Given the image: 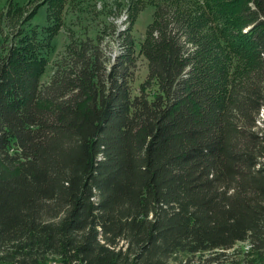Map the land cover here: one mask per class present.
<instances>
[{
  "label": "trees",
  "instance_id": "trees-1",
  "mask_svg": "<svg viewBox=\"0 0 264 264\" xmlns=\"http://www.w3.org/2000/svg\"><path fill=\"white\" fill-rule=\"evenodd\" d=\"M155 16L138 89L135 41L113 23L73 38L47 83L49 33L23 40L35 60L0 55V264H170L239 243L264 261V0Z\"/></svg>",
  "mask_w": 264,
  "mask_h": 264
},
{
  "label": "rangeland",
  "instance_id": "rangeland-1",
  "mask_svg": "<svg viewBox=\"0 0 264 264\" xmlns=\"http://www.w3.org/2000/svg\"><path fill=\"white\" fill-rule=\"evenodd\" d=\"M168 1L172 0H152L140 4V8L135 6L130 9L132 0H0V55L5 56L13 46L15 50L37 54L33 43L25 46L23 40L37 33L41 41L44 32L49 33V37L41 42L45 47L44 42L47 41V47L42 50L44 58H37L38 61L43 60L39 63L42 70L40 81L47 83L53 73L54 63L65 53L73 38L95 39L103 35L106 24L113 23L119 31H125L135 41L138 60L133 84L138 89L148 75V62L138 50L146 38L148 26L156 17L157 5ZM136 2L141 3L140 0ZM114 11L118 12L117 17H113ZM51 23H60V26L52 29ZM14 25L16 28L12 29ZM103 45L109 48L110 61L115 59L121 47L113 44L109 36L104 37ZM56 260L50 259L47 264H59ZM170 264H264V261L251 251L248 243H239L232 250H221L214 254H180Z\"/></svg>",
  "mask_w": 264,
  "mask_h": 264
},
{
  "label": "built area",
  "instance_id": "built-area-1",
  "mask_svg": "<svg viewBox=\"0 0 264 264\" xmlns=\"http://www.w3.org/2000/svg\"><path fill=\"white\" fill-rule=\"evenodd\" d=\"M53 264V263H52Z\"/></svg>",
  "mask_w": 264,
  "mask_h": 264
}]
</instances>
